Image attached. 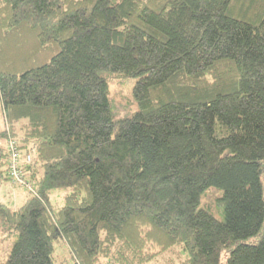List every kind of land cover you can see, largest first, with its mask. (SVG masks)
Returning a JSON list of instances; mask_svg holds the SVG:
<instances>
[{
	"label": "trees",
	"instance_id": "trees-1",
	"mask_svg": "<svg viewBox=\"0 0 264 264\" xmlns=\"http://www.w3.org/2000/svg\"><path fill=\"white\" fill-rule=\"evenodd\" d=\"M9 138L30 189L0 264H264V0H0V184Z\"/></svg>",
	"mask_w": 264,
	"mask_h": 264
},
{
	"label": "rangeland",
	"instance_id": "rangeland-1",
	"mask_svg": "<svg viewBox=\"0 0 264 264\" xmlns=\"http://www.w3.org/2000/svg\"><path fill=\"white\" fill-rule=\"evenodd\" d=\"M113 1L117 2L118 0ZM101 75L105 78L108 85V99L110 101L114 121L117 122L118 120L129 117L133 112L137 110V105L132 95L134 79L126 78L124 76L109 72H103L101 73ZM6 128L7 124L4 126V129ZM5 147H7V142L5 143ZM21 157L23 158L24 155L21 154ZM23 167L21 164L22 169ZM261 183L264 192V173L261 176ZM28 190L29 189H26L19 184L2 183L0 184V202L9 206H18L22 203L21 201L27 196L26 192ZM213 192V189H209L205 191V195H209ZM62 194V190H56L52 196H57L52 198V200L55 198V201H52V203L61 204ZM57 197L59 198V200L56 199ZM199 209H205L206 211L211 212V214L218 221L224 220L223 206L219 202H214L210 205H207L203 202L202 199L199 205ZM17 238L18 233L14 229L8 228L6 225L0 223V263L5 262L8 259L10 250L14 243L17 241ZM255 240V237H250L246 240V242L251 243ZM57 251L60 256L59 258L63 260V264H70V253L66 246L60 244L57 247ZM224 255L225 253L223 252L220 257L221 264H224ZM181 258L182 257L176 252V250L171 249L170 251L159 256L150 264H177Z\"/></svg>",
	"mask_w": 264,
	"mask_h": 264
},
{
	"label": "built area",
	"instance_id": "built-area-1",
	"mask_svg": "<svg viewBox=\"0 0 264 264\" xmlns=\"http://www.w3.org/2000/svg\"><path fill=\"white\" fill-rule=\"evenodd\" d=\"M8 153V177L11 184H19L20 186L30 189L29 182L25 179L24 168H21V164L28 165L31 163V155H24L21 157L16 140L9 138L6 147Z\"/></svg>",
	"mask_w": 264,
	"mask_h": 264
}]
</instances>
